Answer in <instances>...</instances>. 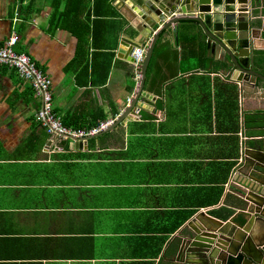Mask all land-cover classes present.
<instances>
[{"label": "crops", "instance_id": "crops-1", "mask_svg": "<svg viewBox=\"0 0 264 264\" xmlns=\"http://www.w3.org/2000/svg\"><path fill=\"white\" fill-rule=\"evenodd\" d=\"M121 7L0 0V47L16 35L13 51L52 78L54 111L73 130L114 122L138 92L119 50L144 33ZM160 30L136 113L78 144L48 131L30 81L0 64V264H174L193 215H235L243 136L259 137L244 118L264 112V90L232 82L194 22Z\"/></svg>", "mask_w": 264, "mask_h": 264}, {"label": "water", "instance_id": "water-1", "mask_svg": "<svg viewBox=\"0 0 264 264\" xmlns=\"http://www.w3.org/2000/svg\"><path fill=\"white\" fill-rule=\"evenodd\" d=\"M119 2L122 3L121 9L129 16V22H137V26H132L139 33H144V39L140 42L135 39L123 42L119 52L133 62L132 51L150 36L152 41L146 51L143 79L135 98L105 129L122 123L136 113L139 98L145 94L148 68L161 35V30L154 34L157 25L169 33L173 26L178 31L183 21L194 22L206 36L208 51L212 57L220 60L232 82L253 84L255 88L264 90L259 54L262 50L257 52V44L263 39L261 29L264 30L259 23L258 12L264 9V0ZM72 137L78 144L85 136ZM241 152L242 157L233 176V182L240 186L236 192L239 209L226 221L205 210L193 215L172 241L174 264H264V136L245 139Z\"/></svg>", "mask_w": 264, "mask_h": 264}, {"label": "built area", "instance_id": "built-area-1", "mask_svg": "<svg viewBox=\"0 0 264 264\" xmlns=\"http://www.w3.org/2000/svg\"><path fill=\"white\" fill-rule=\"evenodd\" d=\"M17 37L14 33L8 36L5 43L0 47V64L11 68H14L19 76L23 79L29 80L34 92L42 99V106L38 110L36 117L41 123L48 128V131L52 134H58L66 137L76 136L84 137L89 134H95L105 129L109 124L113 122L108 120L101 123L97 127L91 128L89 131L73 130L66 126L63 118L54 111V95H53V80L45 72L41 71L36 62L22 54H17L13 51V46L16 44ZM152 39L148 40L139 47H136L131 56L133 57L132 65L135 69V79L137 85L140 84L143 79V67L146 59V51L149 47ZM131 100H128L130 103ZM243 139L247 137L243 136Z\"/></svg>", "mask_w": 264, "mask_h": 264}, {"label": "trees", "instance_id": "trees-1", "mask_svg": "<svg viewBox=\"0 0 264 264\" xmlns=\"http://www.w3.org/2000/svg\"><path fill=\"white\" fill-rule=\"evenodd\" d=\"M202 52L204 53V48H202ZM260 54V60H261V70L262 73L264 74V51H259ZM186 58L184 56L182 57V62H185ZM181 62V63H182ZM188 70H191L190 68ZM244 126L246 129H252L251 132L247 133V136H261L262 135V129H264V112H254L251 114H247L244 118ZM93 126L90 127H76V128H85V129H90ZM96 127V126H95ZM259 130V131H258ZM190 216V213H189ZM187 218L183 219L186 220ZM183 221L178 222V226L182 224ZM175 230V229H174Z\"/></svg>", "mask_w": 264, "mask_h": 264}]
</instances>
